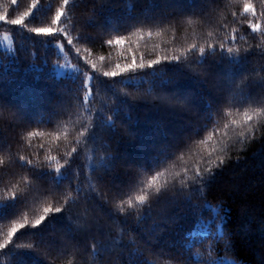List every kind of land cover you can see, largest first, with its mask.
<instances>
[{
	"label": "trees",
	"instance_id": "trees-1",
	"mask_svg": "<svg viewBox=\"0 0 264 264\" xmlns=\"http://www.w3.org/2000/svg\"><path fill=\"white\" fill-rule=\"evenodd\" d=\"M0 16V264H264V0Z\"/></svg>",
	"mask_w": 264,
	"mask_h": 264
},
{
	"label": "snow or ice",
	"instance_id": "snow-or-ice-1",
	"mask_svg": "<svg viewBox=\"0 0 264 264\" xmlns=\"http://www.w3.org/2000/svg\"><path fill=\"white\" fill-rule=\"evenodd\" d=\"M11 2H12L13 4H15V3H16V0H11ZM65 3H67V0H65ZM61 14H62V13H61ZM4 19H5V17L0 16V20H4ZM56 19L59 20V19H60V16L58 15V16L56 17ZM6 22L9 23V24H12V25H18V24L23 23V17H21V18H19V19H11V20H7ZM254 27H258V26H254ZM32 31H34V32H38V33H40V32L51 33L53 30H52L51 28H48V29L40 28V29H32ZM150 34H151V33H149V35H150ZM68 43L70 44V43H71V40H69ZM107 43H108V44H112V43H114V41L109 40V41H107ZM115 43H117V44L122 43V40L117 39V40L115 41ZM195 47H196V46L193 45V48H195ZM200 51L203 52V49H200ZM231 51H232V49H231V48H228V52H231ZM102 59H103V58H102ZM173 59L179 60V57H174ZM229 59H230L233 63H237V64H238V63L240 62V58H229ZM150 63H151V64H156V63H159V60H153V61H151ZM93 67H94V65H93ZM135 67L143 68L144 65H143V64H140V65L137 66V65H135V63L133 62V65H128V66H126L124 69H122V71H128L129 69H132V68H135ZM104 75H105V76H116V75H117V72H115V71H113V72H105ZM169 83H170V81H169ZM83 99L86 101V100L88 99V95H85V96L83 97ZM154 99L159 100L161 104L166 103V101L164 100L163 97H155ZM125 102H126V101H125ZM108 119L110 120L111 117H109ZM249 119H251V117H249ZM72 151L75 152L76 149L73 148ZM57 171H58V170H57ZM197 175H201L200 172H199V170H197ZM138 199H139L141 202H143V201L146 199V197H145V196H139ZM51 211H52V209H50V208L45 209V212H51ZM55 211H56V212H60L61 209H60V208H57V209H55ZM214 211H216V210H214ZM219 215H220L219 211H216V216H217V218H219ZM44 219H45V217H43V216L40 217V219L36 221V224L39 225ZM20 227L23 228L24 225L21 224ZM12 231H13V233H14V232L16 231V229L14 228ZM220 238H222V237H220ZM91 247H92L93 249H95V245H94V244L91 245Z\"/></svg>",
	"mask_w": 264,
	"mask_h": 264
},
{
	"label": "rangeland",
	"instance_id": "rangeland-1",
	"mask_svg": "<svg viewBox=\"0 0 264 264\" xmlns=\"http://www.w3.org/2000/svg\"><path fill=\"white\" fill-rule=\"evenodd\" d=\"M14 52L15 46L12 38L8 34L0 33V63L3 62V54L12 56L14 55ZM55 70L60 76H73L78 72V70L68 62L64 63L63 65L56 66Z\"/></svg>",
	"mask_w": 264,
	"mask_h": 264
}]
</instances>
